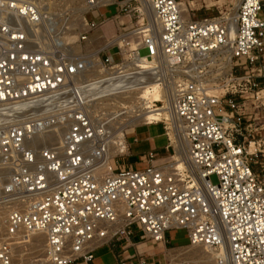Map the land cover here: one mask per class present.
Masks as SVG:
<instances>
[{"label":"built area","instance_id":"2783aa9c","mask_svg":"<svg viewBox=\"0 0 264 264\" xmlns=\"http://www.w3.org/2000/svg\"><path fill=\"white\" fill-rule=\"evenodd\" d=\"M144 1L0 0V264H24L36 236L47 264H90L136 232L166 246L172 230L226 250L229 264H264V0L198 20L178 0H146L154 25ZM85 4V30L73 33ZM115 5L118 32L94 48L89 35L106 22L94 13ZM148 72L182 124V168L154 153L139 170L104 160L149 110L133 97Z\"/></svg>","mask_w":264,"mask_h":264},{"label":"rangeland","instance_id":"374dc122","mask_svg":"<svg viewBox=\"0 0 264 264\" xmlns=\"http://www.w3.org/2000/svg\"><path fill=\"white\" fill-rule=\"evenodd\" d=\"M123 1V0H119ZM239 0H191V4L187 3L189 7V16L192 17L193 19H202L205 17H217L220 15V12L227 11V10H232L236 6L237 2ZM211 4L209 7L208 5ZM84 7V6H83ZM83 9V8H82ZM81 9V10H82ZM80 10V11H81ZM120 10L119 6H110V7H104L102 8L101 11L95 12L94 16L96 18H99L102 14L106 22L99 26L97 29L92 31L90 33V39H91V46L94 48H98L101 46H104L108 43V41L115 36V34L118 32V24L117 21L113 18V15L118 13ZM107 16V17H106ZM82 14L80 13L79 17L77 18V21L74 22V26H71L70 28L77 29L78 32H73V33H79L82 30H85V25L83 21ZM106 17V18H105ZM88 21H91L94 19V17L91 15L86 16ZM149 19V18H148ZM149 21V20H148ZM139 20L132 14L131 18H125L124 23L126 27L132 28L138 24ZM96 34L95 37L92 35ZM95 39L93 40L92 39ZM93 40V41H92ZM136 38H132L131 43H135ZM115 52L113 51V54ZM141 56H147V51L142 49L140 51ZM145 83H149L146 86H150L152 91L154 90V86L157 84L155 82L151 81H145ZM141 87V86H139ZM145 87H142L144 89ZM150 89V88H149ZM143 92V93H142ZM149 92L148 89L140 90L134 96H139L140 95V100L143 101L142 98H144V95ZM151 92V91H150ZM153 94V93H152ZM150 94V95H152ZM113 100H115L113 98ZM155 100L150 101L148 108L150 110L146 111L145 113L158 109V108H153L152 104ZM105 101H102L99 104H105ZM121 102V101H119ZM162 105V104H161ZM159 105V106H161ZM144 113V114H145ZM166 124V125H165ZM63 135L64 132H60L57 137H54L52 139L53 142H57V144H61L63 140ZM179 137V138H178ZM180 137H182V134L179 133L178 136H176L170 121H160L154 125L148 126V125H143L140 128H130L128 132L125 134V141L127 144V151L123 154L118 155L113 161V164H116V166H119V163L123 164L125 162V165H130L134 163V161L138 158L139 162L141 160V156L144 154H147L150 151H153L155 154H165L161 157H168L169 158L173 157L175 155V149H176V139L177 141H180ZM56 138V139H55ZM182 140V138H181ZM169 150V151H168ZM165 151V152H164ZM170 152V154H169ZM124 158V159H123ZM169 161H172L171 159ZM117 171V169H115ZM105 173V170L100 172ZM211 182L213 184H218V179L216 176L211 177ZM37 237V236H36ZM168 239L176 240V244L172 243H167L166 246L162 244H156L152 241H149L150 244L155 245V251L153 252V258L156 260V264H172L170 261V256L174 254H178L179 250L182 249L183 247H186L188 245V239H187V233L184 230H172L167 233ZM134 238L139 239V234L136 232L134 235ZM37 242H33L32 246L30 247V255L33 257H27L24 261V264H30V260L34 261L36 260L39 262V264H47L45 262L44 258V252H43V243L44 239L37 237L36 238ZM40 242V243H39ZM111 245H119L118 243H113ZM107 247V248H106ZM113 249V248H112ZM170 252V253H169ZM174 252V253H173ZM97 259L92 262L91 264H107L111 262L114 258L113 252L111 251L109 245H106L105 248L103 247L101 250H99L96 254ZM35 258V259H33ZM146 258V256H144ZM141 259V258H140ZM186 261L193 262L191 259H188ZM150 262H153L151 260ZM147 263H149L147 259ZM38 264V263H35ZM76 264H87L82 261Z\"/></svg>","mask_w":264,"mask_h":264},{"label":"bare ground","instance_id":"6f19581e","mask_svg":"<svg viewBox=\"0 0 264 264\" xmlns=\"http://www.w3.org/2000/svg\"><path fill=\"white\" fill-rule=\"evenodd\" d=\"M145 1L143 3L144 4L143 10H144L147 18H149L148 20H149L150 25H154L155 24L154 15H153L152 10L150 9L149 5H147V3ZM239 2H240V0L237 2L236 6H235V10H234L233 15H235V13H236V9L239 5ZM210 5L211 4H209L208 7ZM89 9H90V6L85 4L83 9L80 11L82 16ZM181 11H182L183 17L189 18L188 17L189 16V7L184 2L181 3ZM234 35H235V24L233 23L232 37ZM75 38H76V36L71 37L70 35H68L66 38H63V39L70 41V40H74ZM116 41L120 42V39H118ZM138 42L139 41H136L134 45L138 46V44H137ZM136 63L139 64L140 66H142L143 69H147V70L148 69L150 70L151 66L153 65V63L146 61V58H144L142 60H137ZM152 80H153V78L151 77V72H148L147 75L140 77L138 79V83H135V84H138V86H140V84H142L141 82L152 81ZM144 87H145L144 89H148L149 92H147L144 95V98H142L144 101L143 103H145L146 105H149L150 101H153V100L156 101V100L160 99V97H161L163 99L161 101L162 105L157 107L158 109H154V110H151V111L145 113L144 117L134 121L131 124V127L137 128V127L143 126V125L144 126L145 125L150 126V125H154L160 121L166 120V121H170V124H171L176 136H178L179 133L182 134V131H183L182 130V124L174 115L173 108H172V101L168 98V94H166V92H161V95H160V91L157 89V85L154 86L155 88L153 91H152L150 86H144ZM144 89H142V90H144ZM150 94H152V95H150ZM111 99H113V98H111ZM102 101H105V100H101L100 102H102ZM100 102H98V103H100ZM152 106H153V104H152ZM153 108H155V107L153 106ZM113 138H114L115 144H111L109 146V149H107L106 154L104 156L105 162H107L109 159H112L113 157L120 155V154H123L127 151V144H126V141L124 139L125 135L116 134V135H114ZM181 138H182V140H181ZM175 142H176L175 155L173 157L169 158L168 160L171 159L172 161H175L176 165H179L180 168H182L183 164L187 161L186 143L183 139V135H182V137H180V141H177V139H176ZM106 165L107 164L104 163L103 167L99 168V172H101L103 170H105V172H108L109 169H108V167H106ZM37 237L44 239L43 236H37ZM219 258L221 259L222 262L219 260ZM188 259H191L193 262L186 261ZM170 261L172 262V264H229V260L227 257V251L226 250H223L221 253L218 254V253H215L213 251L205 250L203 248L190 247V246L183 247L182 249L179 250L178 254L171 255Z\"/></svg>","mask_w":264,"mask_h":264},{"label":"crops","instance_id":"0c3cea01","mask_svg":"<svg viewBox=\"0 0 264 264\" xmlns=\"http://www.w3.org/2000/svg\"><path fill=\"white\" fill-rule=\"evenodd\" d=\"M178 1L180 3L184 2L185 4H187V3H190L191 4V0H178ZM101 16H102V14H101ZM102 18H104V16H102ZM92 36L95 37L96 34L94 33V35H92ZM93 37H92V39H93ZM93 40H95V39H93ZM140 127H142V126L137 127V129L140 128ZM150 153H154V152L153 151H150L147 154L142 155L140 162H139V159L137 158L134 161V163H132L130 165H125V162H124L123 164L119 163V166H121V167H127V168H132V169H137V170L144 169V168H146L149 165L148 155ZM169 154H170V152H169ZM155 155H156L158 161H160V162L167 161L169 159V157H170V156H168V157H165V156L164 157H161V156H163L165 154H162L161 155L159 153L158 154H155ZM131 242L133 243V245H130L127 242L118 243L119 245H109L111 251L113 252L114 258H113V260L111 262H109L107 264H113L119 258L128 259L133 264H139L140 261H145L147 263V259L149 261V263H147V264H156V260L153 258V252L156 249L155 248V245L150 244L149 241H143L142 242V241H140V239H136L134 237L132 238ZM167 243H172L174 245V244L177 243V241L176 240H172V239H168V237H167ZM103 247L105 248V246H102V247H100V248H98L96 250V252H95V260L97 259V256H96L97 252L99 250H101ZM144 256H146V258H144ZM151 260H153V262H150ZM99 264H101V263H99Z\"/></svg>","mask_w":264,"mask_h":264}]
</instances>
